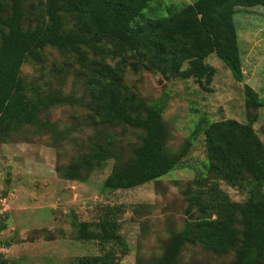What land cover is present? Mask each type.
I'll use <instances>...</instances> for the list:
<instances>
[{"label":"rangeland","instance_id":"1","mask_svg":"<svg viewBox=\"0 0 264 264\" xmlns=\"http://www.w3.org/2000/svg\"><path fill=\"white\" fill-rule=\"evenodd\" d=\"M133 1L144 21L192 5L215 45L204 59L215 70L209 83L149 72L142 63L124 58L122 94L139 96L147 107L164 105L165 151L178 153L197 124L227 119L247 124L254 117L252 128L264 144V8H236L228 0ZM23 11V29L46 22L45 0H24ZM64 21L66 30L73 29L72 17ZM100 45L108 54L92 56L83 48L86 65L91 59L110 65L120 59L110 55L105 40ZM90 72L76 63L73 53L52 47L32 48L22 61L17 87L23 100L39 103L40 110L35 122L14 124L0 135V223L6 221L0 230L1 264H79V259L100 255L96 242L76 239L74 224L93 228L106 207L117 210L127 246L115 264H157L169 242L207 215L190 201L192 193L214 178L202 135L167 174L134 188L105 187L133 159L141 132L100 121L92 107ZM95 153L100 161L88 163ZM217 183L239 204L248 200L254 185ZM260 192L264 194V185ZM236 229H242L239 215ZM177 243L175 264H233L238 255L239 245L218 255L198 243Z\"/></svg>","mask_w":264,"mask_h":264},{"label":"trees","instance_id":"2","mask_svg":"<svg viewBox=\"0 0 264 264\" xmlns=\"http://www.w3.org/2000/svg\"><path fill=\"white\" fill-rule=\"evenodd\" d=\"M228 1L236 8H264V0ZM23 2L0 0V135H7L14 124L35 122L40 110L39 103L24 101L17 87L25 55L32 48L45 47L73 53L79 66L91 69L92 107L100 121L141 132L133 159L123 171L114 172L106 180V188H134L167 174L189 153L192 140L203 136L208 171L214 178L192 193L190 201L207 215L203 212L206 216L196 221L193 229L186 226L175 241L169 242L157 264H175L177 242L198 243L218 255L239 245L233 264H264V194L260 192L264 185V144L252 128L256 117L247 124L233 119L197 124L181 150L169 154L164 149V105L147 107L139 96L127 97L121 92L126 57H131L134 64L142 63L149 72L211 82L215 70L204 59L214 52L215 45L195 8L187 5L175 14L144 21L133 0H45L46 22L23 29ZM7 4L9 11L5 10ZM65 16L74 19L73 29H65ZM102 40L107 42L110 55L120 59L113 65L91 59L86 65L88 53L83 48L92 56L108 54L100 45ZM226 62L231 66L230 59ZM98 156L92 155L88 163L100 161ZM217 181L230 186L247 182L254 185L248 200L239 204L228 199ZM237 215L241 231L236 229ZM4 223H0V230L5 228ZM90 226L75 223V237L96 242L101 254L79 259V264H115L127 253L114 207L101 209L98 221Z\"/></svg>","mask_w":264,"mask_h":264},{"label":"built area","instance_id":"3","mask_svg":"<svg viewBox=\"0 0 264 264\" xmlns=\"http://www.w3.org/2000/svg\"><path fill=\"white\" fill-rule=\"evenodd\" d=\"M2 205H3V202H0V209H1Z\"/></svg>","mask_w":264,"mask_h":264}]
</instances>
